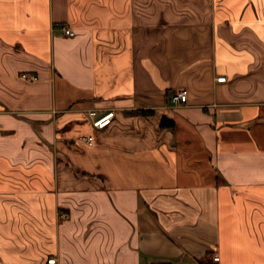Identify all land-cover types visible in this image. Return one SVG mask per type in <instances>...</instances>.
I'll return each instance as SVG.
<instances>
[{
	"label": "crops",
	"instance_id": "crops-1",
	"mask_svg": "<svg viewBox=\"0 0 264 264\" xmlns=\"http://www.w3.org/2000/svg\"><path fill=\"white\" fill-rule=\"evenodd\" d=\"M50 257L264 264V0H0V264Z\"/></svg>",
	"mask_w": 264,
	"mask_h": 264
},
{
	"label": "built area",
	"instance_id": "built-area-1",
	"mask_svg": "<svg viewBox=\"0 0 264 264\" xmlns=\"http://www.w3.org/2000/svg\"><path fill=\"white\" fill-rule=\"evenodd\" d=\"M62 34L64 36H74V32L69 29V28H63L62 29ZM225 77L224 76H220L217 77V81H224ZM171 101L173 104H179V103H184L187 101V91L185 89H177L171 96ZM89 117L92 121V125L97 128V129H102L104 127H106L107 125H109L111 123V121L114 118V111L110 110L107 111L106 113L102 114V115H97L96 111L91 110L89 111ZM84 140L91 144L92 143V139L91 137H86L84 138ZM219 256L218 255H214L213 256V260L214 261H218ZM57 259L55 257H50L47 259L46 264H56Z\"/></svg>",
	"mask_w": 264,
	"mask_h": 264
},
{
	"label": "trees",
	"instance_id": "trees-1",
	"mask_svg": "<svg viewBox=\"0 0 264 264\" xmlns=\"http://www.w3.org/2000/svg\"><path fill=\"white\" fill-rule=\"evenodd\" d=\"M162 122H163L164 125L168 124L167 120L165 118L162 120Z\"/></svg>",
	"mask_w": 264,
	"mask_h": 264
}]
</instances>
